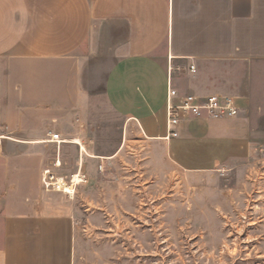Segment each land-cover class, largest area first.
<instances>
[{
    "label": "crops",
    "instance_id": "1",
    "mask_svg": "<svg viewBox=\"0 0 264 264\" xmlns=\"http://www.w3.org/2000/svg\"><path fill=\"white\" fill-rule=\"evenodd\" d=\"M170 82L182 95L233 97L241 112L187 119L166 142ZM98 92L184 170L222 168L264 114V0H0V264H73V219L44 200L59 192L42 175L66 178L67 146L88 155L64 133ZM41 98L54 116L30 110Z\"/></svg>",
    "mask_w": 264,
    "mask_h": 264
},
{
    "label": "rangeland",
    "instance_id": "2",
    "mask_svg": "<svg viewBox=\"0 0 264 264\" xmlns=\"http://www.w3.org/2000/svg\"><path fill=\"white\" fill-rule=\"evenodd\" d=\"M33 105L55 115L46 98ZM93 105L64 133L84 143L88 155L77 145L62 155L65 179L79 173L82 182L72 195L44 197L73 219V264H264V114L251 117L249 145L225 166L190 172L101 92Z\"/></svg>",
    "mask_w": 264,
    "mask_h": 264
},
{
    "label": "built area",
    "instance_id": "3",
    "mask_svg": "<svg viewBox=\"0 0 264 264\" xmlns=\"http://www.w3.org/2000/svg\"><path fill=\"white\" fill-rule=\"evenodd\" d=\"M191 71L195 72V67L191 66ZM241 110L237 100L230 96L210 95L200 97L193 94L182 95L170 82L166 99V135L164 141L170 142L179 137V127L187 119H209L215 121L230 120L238 117ZM51 141L58 145L64 143L59 134H50ZM57 165L60 163L57 162ZM75 177L78 181L75 183ZM82 182L80 174L72 176L71 182L65 178H60L50 170L44 171L42 175V185L46 192H59L72 195L66 192V186L73 189Z\"/></svg>",
    "mask_w": 264,
    "mask_h": 264
},
{
    "label": "bare ground",
    "instance_id": "4",
    "mask_svg": "<svg viewBox=\"0 0 264 264\" xmlns=\"http://www.w3.org/2000/svg\"><path fill=\"white\" fill-rule=\"evenodd\" d=\"M75 179H77V177H75ZM75 182V181H74ZM66 188V192H70V193H72V188H70V187H65Z\"/></svg>",
    "mask_w": 264,
    "mask_h": 264
}]
</instances>
